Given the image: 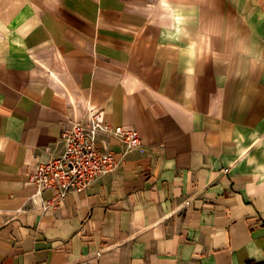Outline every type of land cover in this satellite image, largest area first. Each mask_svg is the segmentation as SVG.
<instances>
[{
	"label": "crops",
	"instance_id": "crops-1",
	"mask_svg": "<svg viewBox=\"0 0 264 264\" xmlns=\"http://www.w3.org/2000/svg\"><path fill=\"white\" fill-rule=\"evenodd\" d=\"M159 10L0 0V264H264V138L226 115L227 0H195L186 32ZM89 109L141 145L101 133L119 169L43 209L29 175Z\"/></svg>",
	"mask_w": 264,
	"mask_h": 264
},
{
	"label": "rangeland",
	"instance_id": "rangeland-1",
	"mask_svg": "<svg viewBox=\"0 0 264 264\" xmlns=\"http://www.w3.org/2000/svg\"><path fill=\"white\" fill-rule=\"evenodd\" d=\"M195 0H156L163 23L172 22L175 32H186ZM171 17L162 14L161 6ZM228 48L222 62L221 80L233 118L245 139L264 138V0H227ZM164 13V12H163ZM167 19V20H166ZM173 28V25L172 27ZM254 108V110H253Z\"/></svg>",
	"mask_w": 264,
	"mask_h": 264
},
{
	"label": "built area",
	"instance_id": "built-area-1",
	"mask_svg": "<svg viewBox=\"0 0 264 264\" xmlns=\"http://www.w3.org/2000/svg\"><path fill=\"white\" fill-rule=\"evenodd\" d=\"M87 116L86 121L71 122L62 129V151L37 164L29 175L28 182L36 187L35 195L43 190L54 193L53 199L41 201L43 209L55 207L68 193L83 192L119 169L120 161L105 142L100 141L101 133L116 137L123 153L141 145L139 133L133 126L106 125L104 113L99 110L89 109ZM97 142L101 145L97 146Z\"/></svg>",
	"mask_w": 264,
	"mask_h": 264
}]
</instances>
